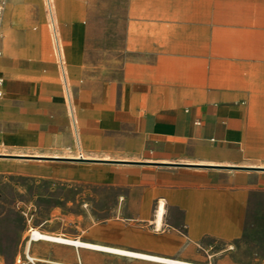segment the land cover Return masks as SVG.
Returning <instances> with one entry per match:
<instances>
[{
  "label": "crops",
  "instance_id": "0c3cea01",
  "mask_svg": "<svg viewBox=\"0 0 264 264\" xmlns=\"http://www.w3.org/2000/svg\"><path fill=\"white\" fill-rule=\"evenodd\" d=\"M44 1L0 20V154L39 158L80 240L212 264L264 192V0Z\"/></svg>",
  "mask_w": 264,
  "mask_h": 264
},
{
  "label": "rangeland",
  "instance_id": "374dc122",
  "mask_svg": "<svg viewBox=\"0 0 264 264\" xmlns=\"http://www.w3.org/2000/svg\"><path fill=\"white\" fill-rule=\"evenodd\" d=\"M42 5L47 13L44 0ZM48 9L51 12V8ZM38 159L9 153L0 154V264H19L25 252H28L36 264H151L144 260L99 255L100 253H93L94 256L88 259L78 254L91 252L86 249L47 240H33L31 232L38 231L67 240L86 241L75 237L73 233L74 226L70 215L78 209H64L63 219L56 212V186L54 182L41 178ZM64 195L71 199L73 192L68 189ZM124 238L136 240L130 236ZM210 242V252L217 253L210 262L212 264H221L222 255L232 251H238L240 256L230 257L228 264H248L249 254H255L256 259L264 258V192H257L251 198L245 230L239 240L226 244Z\"/></svg>",
  "mask_w": 264,
  "mask_h": 264
},
{
  "label": "bare ground",
  "instance_id": "6f19581e",
  "mask_svg": "<svg viewBox=\"0 0 264 264\" xmlns=\"http://www.w3.org/2000/svg\"><path fill=\"white\" fill-rule=\"evenodd\" d=\"M47 2H48V7L52 8L51 0H47ZM5 4H6V0L4 2L2 14H3ZM2 14H1V17H2ZM0 20H1V18H0ZM0 39H1V31H0ZM161 212H162V207L160 206V208L158 209V212H157L158 217L160 216ZM31 238L33 240H47V241H51V242H55V243H59V244H70V245H74L77 247L93 249V250L100 251V252H106V253L121 255V256H125V257L151 260V261H155V262H161L164 264H191V263H187V262H183V261L170 260L167 258H161V257L151 256V255L142 254V253H138V252H133V251H129V250L121 249V248L109 247V246L102 245V244H92V243H87V242H81L78 240H74V241L67 240V239H64L62 237H53V236L41 234L38 231H32L31 232Z\"/></svg>",
  "mask_w": 264,
  "mask_h": 264
},
{
  "label": "built area",
  "instance_id": "2783aa9c",
  "mask_svg": "<svg viewBox=\"0 0 264 264\" xmlns=\"http://www.w3.org/2000/svg\"><path fill=\"white\" fill-rule=\"evenodd\" d=\"M5 0H0V18L2 14V9L4 6ZM0 56H1V50H0ZM3 84V79L0 77V86ZM2 95V91L0 89V96ZM19 264H36L35 260L28 254V252L24 253V258L22 261L19 262Z\"/></svg>",
  "mask_w": 264,
  "mask_h": 264
}]
</instances>
